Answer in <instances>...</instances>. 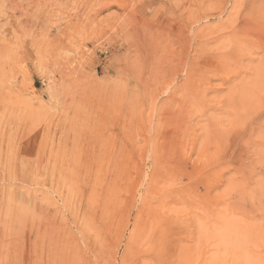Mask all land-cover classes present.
<instances>
[{
  "label": "rangeland",
  "instance_id": "374dc122",
  "mask_svg": "<svg viewBox=\"0 0 264 264\" xmlns=\"http://www.w3.org/2000/svg\"><path fill=\"white\" fill-rule=\"evenodd\" d=\"M3 1L0 235L42 264H264V0Z\"/></svg>",
  "mask_w": 264,
  "mask_h": 264
},
{
  "label": "bare ground",
  "instance_id": "6f19581e",
  "mask_svg": "<svg viewBox=\"0 0 264 264\" xmlns=\"http://www.w3.org/2000/svg\"><path fill=\"white\" fill-rule=\"evenodd\" d=\"M3 1V0H2ZM18 2H19V0H17ZM21 2H19L20 4L21 3H23V1L22 0H20ZM25 1H27V4H28V0H25ZM31 1V0H30ZM32 1H34V0H32ZM41 1H43V0H38V2H39V4H40V2ZM48 1V0H47ZM46 0H45V2H46V4L48 3V2H50V1H48L47 2ZM67 3H68V1L67 0H65ZM74 1L75 0H73V4H74ZM81 1H83V0H81ZM93 1V0H92ZM99 1V0H98ZM98 1H95V2H97L96 4H97V6H99V7H96V4H92L93 5V8H94V6H95V8H98V10H99V8H100V6H101V1H100V5H98ZM110 1V0H109ZM109 1H107V2H109ZM4 2V1H3ZM6 2H8V4H9V6H10V8L11 9H9V10H15V12L17 11L18 13L20 12H22V10L24 11L25 9H22V8H20V6L16 3V0H6ZM45 2H44V5H45ZM54 2H55V0H51V6L52 5H54ZM70 2V1H69ZM85 4H84V3ZM82 3H83V5H87L86 4V2L87 3H89L88 4V6L90 5V3L91 2H89L88 0L86 1V0H84ZM94 2V1H93ZM111 2V1H110ZM109 2V3H110ZM5 3V2H4ZM31 3V2H30ZM34 3V2H33ZM32 3V5H34ZM36 3V2H35ZM82 3L80 2V7H81V5H82ZM6 4V3H5ZM77 4H78V2H77ZM107 4V3H106ZM24 5H26V3L25 4H23V6ZM36 5H38V3L36 4ZM41 5H42V7H43V3H41ZM70 5V4H69ZM79 5L78 6H76L77 8L79 7ZM22 6V7H23ZM27 6V5H26ZM87 6V7H88ZM45 7H46V5H45ZM48 7H50V6H48ZM75 7V6H74ZM83 8H84V6H82ZM81 7V8H82ZM92 7V6H91ZM88 8V10L90 9V11H92L93 12V8ZM110 7V6H109ZM80 8V9H81ZM86 8V7H85ZM105 8H107V6L105 5ZM104 8V9H105ZM42 10V9H41ZM44 10H46V8L44 9ZM75 11L77 10V9H74ZM83 10V9H82ZM86 11H87V8L85 9ZM85 10H83L82 12V14H84V11ZM96 10V9H95ZM101 12H102V10H100ZM35 12V11H34ZM47 12V11H46ZM101 12H98L97 10H96V12H95V16H99V14L101 13ZM23 13V12H22ZM26 13V12H25ZM25 13H23V14H25ZM28 13V15H29V12H27ZM43 13H44V11H43ZM42 13V14H43ZM48 13V12H47ZM47 13H45V14H47ZM76 13L78 14V15H80V12H77L76 11ZM87 13H88V15H90V14H93V13H90L89 14V11H87ZM103 13V12H102ZM101 13V14H102ZM5 13H3V15H4ZM8 14V13H7ZM33 14V13H32ZM42 14H40L41 16H43ZM101 14H100V16H101ZM104 14V13H103ZM21 15V14H20ZM49 15V13L47 14V16ZM78 15H75V17L76 16H78ZM85 15H87L86 14V12H85ZM84 15V16H85ZM105 15V14H104ZM144 15V14H143ZM5 16V15H4ZM7 16H9L10 17V15H7ZM14 16H16V15H14ZM33 17H34V15H32ZM32 16L30 15L29 17H31V19H32ZM41 16H40V18H41ZM107 16V15H106ZM105 16V17H106ZM8 17V18H9ZM13 17V16H12ZM25 17H26V15H25ZM37 17V16H36ZM88 17V16H87ZM109 18H111L110 16H108ZM22 18V17H21ZM44 18V17H43ZM49 18H50V16H49ZM52 18H54L53 16H52ZM52 18H50V19H52ZM72 18H74V16L72 17ZM78 18H80V16L78 17ZM78 18H76V19H78ZM82 18H84V20H85V18L86 17H82ZM81 18V19H82ZM113 18H115V17H113ZM135 18H136V16H135ZM9 19H11V18H9ZM15 19H16V17H15ZM14 19V20H15ZM27 19L29 20V18L27 17ZM37 19V18H36ZM50 19H49V21H50ZM87 19V18H86ZM91 19L92 18H90V21L89 22H92V23H94V20H96V19H93L92 21H91ZM116 19H117V17H116ZM142 19V18H141ZM19 20H20V18H19ZM41 20V19H40ZM39 19H37V21H40ZM43 20V19H42ZM47 22H49L48 21V17H47ZM113 20V19H112ZM119 20V19H118ZM16 21V20H15ZM15 21H14V23H15ZM31 21V20H30ZM29 21V22H30ZM44 22H45V20H43ZM52 21H53V19H52ZM73 21L75 22V18L73 19ZM82 21V20H81ZM86 21V20H85ZM103 19H102V23H103ZM106 21H108V20H106ZM116 21V20H115ZM132 21L134 22V24H137L138 22H140V19L139 18H136L135 20H134V18L132 19ZM17 24L16 25H18L20 22L18 21V19H17ZM19 22V23H18ZM28 21H26L25 23H21V24H25V25H28V23H29ZM36 22V21H35ZM35 22H33V23H35ZM74 22H73V24H74ZM100 22H101V19H100ZM42 23V22H41ZM51 23V22H50ZM85 23V22H84ZM84 23H82V24H84ZM87 23V22H86ZM92 23H91V25H92ZM96 23V24H95ZM94 24L95 25H97V21L95 22ZM14 24V25H15ZM46 24V23H45ZM65 24V23H64ZM67 24H69L68 23V21H67ZM99 24H101V23H98V27H99ZM104 24V23H103ZM139 24V23H138ZM20 25V24H19ZM25 25H23V26H25ZM34 25V24H33ZM47 25H48V23H47ZM105 25H106V23H105ZM112 25V23L110 24V26ZM115 25V24H114ZM54 26V25H53ZM68 26V25H67ZM69 26H70V24H69ZM75 26H76V24H75ZM74 26V27H75ZM84 26V25H83ZM85 26H87V24L85 25ZM90 26V25H89ZM133 26V25H132ZM136 26V25H135ZM22 27V26H21ZM52 26H50V28H51ZM54 27H56V26H54ZM71 27V26H70ZM69 27V28H70ZM93 27V26H92ZM112 27V26H111ZM39 28V27H38ZM48 28V27H47ZM68 28V27H67ZM68 28V29H69ZM89 28V27H88ZM117 28V27H116ZM17 29V28H16ZM49 29V28H48ZM51 29H53V28H51ZM57 28H55V30H56ZM136 29V28H135ZM10 30H12L13 31V33H14V31H16L15 30V28L14 27H12V29L10 28ZM29 30V29H28ZM39 30V29H38ZM42 30H43V28H42ZM59 30V29H58ZM66 30V29H65ZM71 30L73 31V25H72V28H71ZM77 29L75 28V31H76ZM130 30V29H129ZM137 30V29H136ZM70 31V30H69ZM71 31V32H72ZM18 32V31H17ZM33 32V31H32ZM42 32V31H41ZM66 32V31H65ZM85 32V31H84ZM87 32V31H86ZM90 32V30L88 31V33ZM134 32V31H133ZM27 33H28V31H27ZM27 33H25V35L27 34ZM47 33V32H46ZM87 33V34H88ZM39 34V33H38ZM44 34V33H43ZM73 34H74V32H73ZM76 34V33H75ZM77 34H79L78 32H77ZM76 34V35H77ZM84 34V36H85V33H83ZM29 35V34H28ZM31 35H32V33H31ZM51 35V34H50ZM82 35V34H81ZM81 35H80V37H81ZM30 36V35H29ZM35 36V35H34ZM49 36V35H48ZM55 36V35H54ZM83 36V35H82ZM45 37V36H44ZM79 37V38H80ZM137 37V36H136ZM136 37H135V39H136ZM140 39H142V40H140ZM137 38H138V45L141 47H143V49L144 50H146V49H148V48H150L151 46H152V44H151V42L149 43V40L148 39H146L145 40V38H143V37H141V36H138ZM41 38V37H40ZM43 38V37H42ZM51 38V37H50ZM53 38V37H52ZM70 38V37H69ZM89 38V37H88ZM23 39V38H22ZM33 39H34V37H32V39H31V41L30 42H32L33 41ZM46 39V38H45ZM48 39V38H47ZM67 39V38H66ZM71 39V38H70ZM72 39H73V37H72ZM86 39V38H85ZM84 39V40H85ZM82 40V39H81ZM88 40V39H87ZM136 43V42H135ZM20 44H22V43H20ZM39 44H40V42L39 41H35V42H33V46H32V48L34 47L36 50H37V52L40 50L39 49ZM75 44H77V43H75ZM16 45V44H15ZM24 45H25V43H24ZM79 45V44H78ZM149 46V47H148ZM12 47V46H11ZM29 47V46H28ZM141 47V48H142ZM14 49L16 48V50H17V48H19L18 46H16V47H13ZM21 48H22V53H24V56H28L29 54H28V49L25 47V46H22L21 45ZM10 49V48H9ZM15 50V51H16ZM19 50V49H18ZM8 52V51H7ZM10 52V51H9ZM36 52V51H35ZM47 52V51H46ZM62 51H60V53H61ZM40 54H41V52H40ZM42 55H44V54H42ZM62 55V54H61ZM64 55H65V53H64ZM146 57V56H145ZM38 58H39V56H38ZM36 59H37V57H36ZM43 59V58H42ZM51 59V58H50ZM146 59H147V57H146ZM9 62L8 63H10V65H14L15 66V64H17L18 63V61H17V59H16V56H14L13 54H11V56L9 57ZM77 60V59H76ZM43 61V60H42ZM46 61H48V60H46ZM78 61V60H77ZM19 62H21V61H19ZM81 62V61H80ZM193 61H191V63H192ZM6 63H7V61H6ZM83 63V62H82ZM181 63V62H180ZM194 63H195V61H194ZM42 64H45V62L43 63L42 62ZM41 63H40V65H42ZM49 64V63H48ZM86 64V63H85ZM84 64V65H85ZM155 64V63H154ZM79 65H80V63H79ZM157 65V64H156ZM44 66V65H43ZM82 67H84L83 65H82ZM146 67V66H145ZM156 67V66H155ZM258 71V70H257ZM260 77V76H259ZM54 79H55V77H54ZM155 79V78H154ZM144 80V79H143ZM140 83V82H139ZM145 83V82H144ZM154 83V82H153ZM145 86H146V84H145ZM240 87V86H239ZM142 88H144V87H141V89ZM241 88V87H240ZM237 89H238V87L236 88V91H237ZM210 90V89H209ZM209 90H208V93H209ZM234 90V89H233ZM241 91V90H240ZM243 92V91H242ZM233 93V92H232ZM238 93V92H237ZM144 94V93H143ZM236 94V93H235ZM139 95V94H138ZM145 95V94H144ZM201 95H202V93H201ZM205 95H206V93H205ZM239 95V94H238ZM207 96V95H206ZM203 97V96H202ZM232 97V96H231ZM204 98V97H203ZM186 99V98H185ZM228 99H229V97H228ZM188 100V99H187ZM197 100V99H196ZM199 100V99H198ZM201 100V99H200ZM186 101V100H185ZM167 102V101H166ZM165 102V103H166ZM169 102V101H168ZM261 103V102H260ZM167 104V103H166ZM165 104V105H166ZM228 104H230V103H228ZM257 104V103H256ZM235 105V104H234ZM262 104H260V106H261ZM168 106V105H167ZM184 107V106H183ZM230 107V106H229ZM263 107V106H262ZM165 108V107H164ZM241 108V107H240ZM259 108V107H258ZM237 110V109H236ZM164 111V110H163ZM232 111H234V110H232ZM240 111V110H239ZM168 112V111H167ZM182 112V111H181ZM164 114H165V112H164ZM160 115H162V114H160ZM168 116L170 115V114H167ZM182 115V114H181ZM170 117H168V119H169ZM180 118V116L178 117V119ZM164 119H165V116H164ZM164 121V120H163ZM4 122H5V120H4ZM235 122H236V120H235ZM167 123V122H166ZM178 124V123H177ZM233 124V123H232ZM236 124V123H235ZM243 124H244V122H243ZM167 125V124H166ZM170 125V124H169ZM186 126H189L188 124L186 125ZM181 127H182V125H181ZM233 127H234V125H233ZM238 127V126H237ZM243 128V127H242ZM215 129H216V127H215ZM238 129V128H237ZM241 130V129H240ZM231 135V134H230ZM230 135H228V137L230 136ZM3 137V136H2ZM227 137V136H226ZM34 140V139H33ZM34 142V141H33ZM33 142H31V145H30V147L28 148V150H30V149H32L33 150V146H34V143ZM18 146V145H17ZM21 146V145H20ZM28 147V144L26 145L25 144V147ZM24 148V146H22V149ZM25 149V148H24ZM26 150V149H25ZM25 150H21V151H24L25 152ZM31 152V151H30ZM26 154H27V151H26ZM12 156V155H11ZM35 157V156H34ZM7 165V164H6ZM34 168H33V171H34V174L36 175V176H38V174H39V172H38V168H37V166H33ZM13 170V169H12ZM27 172H28V170H27ZM32 174V173H31ZM15 176V175H14ZM33 177H34V175H33ZM38 179H40V178H38ZM1 180V179H0ZM20 180V179H19ZM37 180V179H36ZM27 181V180H26ZM12 182H13V180H12ZM17 182V181H16ZM24 183V182H23ZM34 184V183H33ZM15 185V184H14ZM12 187H13V185H12ZM16 188V187H15ZM10 189H11V187H10ZM17 189V188H16ZM19 189H20V187H19ZM12 190V189H11ZM22 190V189H21ZM12 193H14V192H12ZM34 193V192H33ZM24 194V193H23ZM27 194H30V193H27ZM10 195V194H9ZM20 195H21V193H20ZM5 197H6V195H5ZM10 198H11V196H10ZM15 198H17L16 196L14 197L13 196V199H15ZM28 198V197H27ZM37 199V198H36ZM9 201H10V199H8ZM38 200H39V198H38ZM1 201V200H0ZM3 201V200H2ZM25 201V200H24ZM26 201H27V199H26ZM25 201V202H26ZM36 202V201H35ZM6 203H8L7 201H6ZM11 203V202H10ZM13 203V202H12ZM16 204V203H15ZM14 204V205H15ZM32 204V203H31ZM6 205V204H5ZM8 205V204H7ZM10 205V204H9ZM35 205V204H34ZM36 205H38V203L36 204ZM1 206V205H0ZM39 206V205H38ZM38 206H36L37 208H38ZM20 206H18L17 208H19ZM34 207V206H33ZM2 208V207H1ZM0 208V209H1ZM6 207L4 206V209H5ZM11 208H14V206H11ZM37 208H33L34 210V212H35V218H37L38 217V210H40V208L39 209H37ZM21 210H22V212H23V210H24V208L22 209V206H21V208H20ZM31 210H32V208H31ZM11 211V210H10ZM3 213H5V212H3ZM30 213V212H29ZM1 214V213H0ZM10 214V213H9ZM4 215V214H3ZM29 215V214H28ZM15 216V215H14ZM0 218H1V220H2V216H0ZM4 218V217H3ZM10 218V217H9ZM14 219V218H13ZM28 219V218H27ZM38 219H40V218H38ZM45 219H46V217H45ZM35 220V219H34ZM22 220H19L18 219V223L19 222H21ZM36 221H37V219H36ZM39 221V220H38ZM44 221H47V220H44ZM40 222V221H39ZM15 223V222H14ZM21 223H23V221L21 222ZM32 223V222H31ZM51 223V222H50ZM54 223V222H53ZM52 224V223H51ZM10 225H12V224H10ZM35 225V224H34ZM36 226V225H35ZM45 227V226H44ZM46 227H47V225H46ZM53 227V226H52ZM52 227H51V229H52ZM48 228H49V226H48ZM13 229V228H12ZM23 229V228H22ZM26 229V228H25ZM36 230L35 231H38L37 229H38V223H37V228H35ZM42 229H43V227H42ZM47 229V228H46ZM50 229V230H51ZM9 230V229H8ZM44 230V229H43ZM55 230V229H54ZM5 231V230H4ZM7 231V230H6ZM17 230L15 229V232H16ZM30 232V231H29ZM39 232V231H38ZM44 232H46V231H44ZM1 233V232H0ZM40 233V232H39ZM47 233V232H46ZM46 233H44V234H46ZM52 233V232H51ZM51 233H49V234H51ZM20 235V233L19 234H14V232L13 231H10L9 232V234H6V233H4V234H2V235H0V264H18L17 262L19 261V263L20 264H40L41 263V258H39V251H38V242H39V236L37 235L36 237H34L35 239L34 240H31L30 238H22V237H20L19 236ZM52 236V235H51ZM44 237H46L45 235H44ZM56 239V238H55ZM32 245H34L35 246V248H34V251L36 252L35 253V255H34V258L32 257V258H28L29 257V254H28V251H27V249H29V248H31L32 247ZM29 247V248H28ZM52 248V247H51ZM54 248V247H53ZM40 249V248H39ZM42 249V248H41ZM31 250L33 251V248H31ZM49 254H51V253H49ZM32 256H33V254H31ZM28 256V257H27ZM45 260H46V258H45ZM43 262V261H42ZM46 263V262H45ZM42 264V263H41Z\"/></svg>",
  "mask_w": 264,
  "mask_h": 264
}]
</instances>
